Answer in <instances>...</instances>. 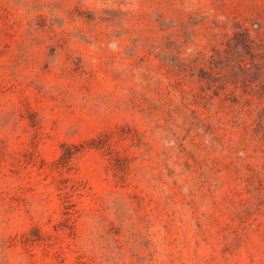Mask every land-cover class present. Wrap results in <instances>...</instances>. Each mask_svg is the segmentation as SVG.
Masks as SVG:
<instances>
[{
	"label": "rangeland",
	"instance_id": "obj_1",
	"mask_svg": "<svg viewBox=\"0 0 264 264\" xmlns=\"http://www.w3.org/2000/svg\"><path fill=\"white\" fill-rule=\"evenodd\" d=\"M0 264H264V0H0Z\"/></svg>",
	"mask_w": 264,
	"mask_h": 264
}]
</instances>
